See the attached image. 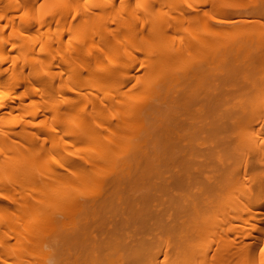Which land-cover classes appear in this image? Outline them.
<instances>
[{"label": "bare ground", "instance_id": "1", "mask_svg": "<svg viewBox=\"0 0 264 264\" xmlns=\"http://www.w3.org/2000/svg\"><path fill=\"white\" fill-rule=\"evenodd\" d=\"M229 250L264 264V0H0V264Z\"/></svg>", "mask_w": 264, "mask_h": 264}, {"label": "rangeland", "instance_id": "2", "mask_svg": "<svg viewBox=\"0 0 264 264\" xmlns=\"http://www.w3.org/2000/svg\"><path fill=\"white\" fill-rule=\"evenodd\" d=\"M242 163L244 164L243 165L244 166V170H243L244 174L242 177H240V179L236 183V186L238 187V190H239V193L241 194V196H242V192L244 190H248L249 187L254 182V169L252 168L251 164L245 162L244 158L242 160ZM232 202H233V199L231 198V194H228L225 197H223L221 199V205L218 207V214L221 215L223 213V209L227 208L228 204H230ZM232 247H233V245H232ZM231 250H234V248H231ZM231 250H229L228 253L220 254L217 257V260L215 261L216 264H217V261H218V264L220 263V261H222L221 264H229L228 261H230L229 259H231L232 258L231 256L233 255V254L231 255V253H232ZM229 255H231V256H229ZM227 258H229V259L227 260ZM211 262H214V261H211ZM230 264H231V262H230Z\"/></svg>", "mask_w": 264, "mask_h": 264}]
</instances>
